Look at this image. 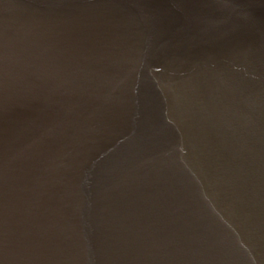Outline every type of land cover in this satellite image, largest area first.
Segmentation results:
<instances>
[{
    "label": "water",
    "instance_id": "water-1",
    "mask_svg": "<svg viewBox=\"0 0 264 264\" xmlns=\"http://www.w3.org/2000/svg\"><path fill=\"white\" fill-rule=\"evenodd\" d=\"M0 264H264V0H0Z\"/></svg>",
    "mask_w": 264,
    "mask_h": 264
}]
</instances>
